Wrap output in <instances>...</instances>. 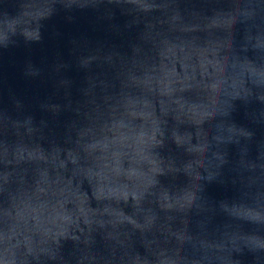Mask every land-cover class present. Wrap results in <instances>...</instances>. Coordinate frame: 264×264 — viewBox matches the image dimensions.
I'll return each instance as SVG.
<instances>
[{"label":"water","instance_id":"obj_1","mask_svg":"<svg viewBox=\"0 0 264 264\" xmlns=\"http://www.w3.org/2000/svg\"><path fill=\"white\" fill-rule=\"evenodd\" d=\"M0 264H264V0H0Z\"/></svg>","mask_w":264,"mask_h":264}]
</instances>
